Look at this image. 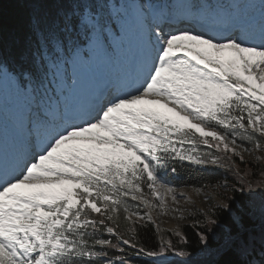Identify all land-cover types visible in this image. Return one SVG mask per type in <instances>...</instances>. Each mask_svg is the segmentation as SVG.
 <instances>
[{
    "label": "snow or ice",
    "instance_id": "1",
    "mask_svg": "<svg viewBox=\"0 0 264 264\" xmlns=\"http://www.w3.org/2000/svg\"><path fill=\"white\" fill-rule=\"evenodd\" d=\"M8 2L0 82L31 101L19 121L30 143L0 171V264H264V183L232 164L238 148L264 151V0L247 12L234 0H138L140 71L73 117L53 107L57 88L92 49L112 50L127 5ZM217 166L235 175L215 181L206 210L181 214L193 236L160 234L152 213L183 195L175 178Z\"/></svg>",
    "mask_w": 264,
    "mask_h": 264
},
{
    "label": "rangeland",
    "instance_id": "2",
    "mask_svg": "<svg viewBox=\"0 0 264 264\" xmlns=\"http://www.w3.org/2000/svg\"><path fill=\"white\" fill-rule=\"evenodd\" d=\"M135 4L132 0L127 3V13L123 21V32L127 35V38L123 41H120L118 37L113 39V52L105 51L103 48H94L96 56L94 53L90 54L87 60L74 64L71 75L75 82L62 83L57 88V95H55L52 104L54 108L58 106L65 117L83 110V107L89 101L92 102V98L97 95L100 88L104 87L105 89L109 84L113 83V87L109 90L111 92L115 88L125 85V79H130L131 77L130 71L134 56L137 53L141 54L139 58L141 65L146 54V38L143 27L135 13ZM127 47L129 48L127 49ZM30 103V99L18 93L12 85L7 82H0V108L5 110L4 114L0 112V163L3 158L8 156V149L12 150L14 146L15 141L11 136L12 126L14 130L20 128V118L24 115ZM19 135H23L22 139L24 142L21 141L26 144L24 150L20 147L23 154L30 140L25 133H19ZM35 135L43 138L47 135V130L40 129ZM239 143L237 141V144ZM14 151H18V148ZM238 151L243 155L244 159H251L256 162L264 159V151L254 150L246 152L243 148H238ZM6 152L7 155L5 154ZM6 159L7 157L5 161ZM261 179L262 183H264V176H261ZM171 186L175 188L176 192L183 193V195H178L176 202L171 199L170 195L167 196L168 210L166 212L162 210L153 211L152 214L160 234L174 232L177 229L182 232L183 225L193 223V220L180 219L181 214L196 216L200 211L206 210L208 207V203L204 198L206 194L215 196L222 191L216 183L204 185L200 192L195 191V189L201 186H178L174 184ZM176 209H180V211H176ZM141 211L143 212V206H141Z\"/></svg>",
    "mask_w": 264,
    "mask_h": 264
},
{
    "label": "trees",
    "instance_id": "3",
    "mask_svg": "<svg viewBox=\"0 0 264 264\" xmlns=\"http://www.w3.org/2000/svg\"><path fill=\"white\" fill-rule=\"evenodd\" d=\"M117 3H120L121 5L126 4L128 0H116ZM11 5L8 2V0H5V10L10 11ZM125 16V15H124ZM124 16L120 17L117 21L119 24V29L122 25V20ZM120 35V34H119ZM240 142L239 140H237ZM208 151H212V149H205ZM228 155H231V153H228ZM232 164L235 169V171H238L241 176H244L245 179L251 180L253 182L262 183L261 176H264V159L256 162L251 159H244L243 162L240 161L238 157H232ZM235 171H229L225 172L220 167H212L207 169H198V168H191L187 171H184L181 173V175L173 181L175 185H193V186H201V185H207L211 183H215L217 179L223 178L224 176H228L231 178L233 175H235ZM192 223H186L183 225L182 232L186 233L189 237L193 236V231L191 228L185 227V225H191ZM145 238H151L156 240V242L159 241V236L157 235L155 229L150 230L149 232L144 233ZM194 238V237H193ZM176 243H181V241L176 240L175 237H173Z\"/></svg>",
    "mask_w": 264,
    "mask_h": 264
},
{
    "label": "bare ground",
    "instance_id": "4",
    "mask_svg": "<svg viewBox=\"0 0 264 264\" xmlns=\"http://www.w3.org/2000/svg\"><path fill=\"white\" fill-rule=\"evenodd\" d=\"M141 57V54L140 53H137L136 54V56H135V62H134V67H138V65H139V58ZM137 74L138 73H136V75H135V77L137 76ZM96 96H94V98H95ZM92 106V102L91 103H89L87 106H86V108H89V107H91ZM18 133H21V134H23V131H22V129L21 128H17V129H15ZM18 147H20V142H19V144H17L16 142H14V146H13V148H14V150H16ZM11 167V166H10ZM3 169L4 168H2L1 170L3 171Z\"/></svg>",
    "mask_w": 264,
    "mask_h": 264
}]
</instances>
